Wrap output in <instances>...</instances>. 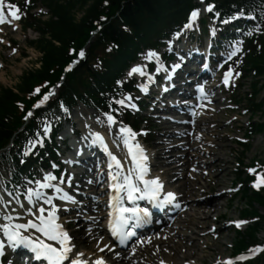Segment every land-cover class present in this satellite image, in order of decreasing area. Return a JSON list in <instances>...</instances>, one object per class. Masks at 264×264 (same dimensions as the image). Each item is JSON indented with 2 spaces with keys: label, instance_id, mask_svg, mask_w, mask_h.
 Returning a JSON list of instances; mask_svg holds the SVG:
<instances>
[{
  "label": "snow or ice",
  "instance_id": "6c2138e0",
  "mask_svg": "<svg viewBox=\"0 0 264 264\" xmlns=\"http://www.w3.org/2000/svg\"><path fill=\"white\" fill-rule=\"evenodd\" d=\"M27 2V0H26ZM108 0H105V4ZM208 12L214 10V5L209 4L205 9ZM200 14V9H193L189 15V22L186 23L183 28L173 34V39L168 42L169 50L173 47V41H178L183 32L193 27V22L196 21ZM243 14V10L237 13L236 17H229L222 21V23H229L232 19L239 18ZM219 13H217V16ZM6 17L11 19L20 18V8L17 4L11 3V0H0V23L6 22ZM107 17L101 16L97 21L98 29L103 27L102 22H106ZM259 30V26H256ZM127 30V29H125ZM95 33H93L94 35ZM213 31V35H214ZM248 32L247 35H251ZM240 43L237 41L233 50L229 55V59L236 55L240 49ZM111 49H109L110 51ZM15 51V50H14ZM85 50L81 49L79 52V59L72 62L67 71H71L72 68L85 58ZM153 58L159 59V53L149 50L147 53V59L152 60ZM181 67L180 63H176L172 66L173 71ZM207 67V65H205ZM159 71V69H158ZM139 73L144 75V69L140 66H134L128 73L131 77L133 74ZM232 73V69L229 68L224 74L225 86L229 83V76ZM239 75V73H235ZM170 78V77H166ZM61 77V82L64 80ZM121 81H117V84H121ZM55 87H60L56 85ZM199 91L203 95V86H198ZM142 91H147L145 86H141ZM167 91V89H164ZM40 89H36L39 92ZM54 90L47 92L41 100L34 105L35 108L41 107L45 104L49 97L53 96ZM131 96H126L123 99L115 101L121 107L136 108L135 104L128 103L131 101ZM61 108L67 111L61 104ZM115 111V110H113ZM106 117L107 125L111 129L116 123L114 115L109 112L104 114ZM32 116L30 111L25 119ZM99 122V118H98ZM50 130V125H45L43 135H47ZM146 134V133H144ZM137 133L133 132L130 127L120 126L116 130V136L119 137V142L127 149L128 157H130L131 167L125 169L122 161L114 155L112 151L108 149V143L106 142L104 135L99 131L91 132L89 137L86 139L90 140L91 145H98L105 150L108 156V177L110 180L109 189L114 193L109 199V207L112 211L109 212V223L108 227L111 235L117 238L120 244H124L129 240L130 237H134L136 232L135 228L141 227L144 224L150 222V209L148 207H140L136 204L138 200H147L153 207L163 209L166 205H174L179 207V204H175L176 196L173 192H164L163 196V184L158 177L146 178L149 173V167L147 164L148 156L141 145L136 141ZM113 143H116L114 140ZM43 141L37 138L33 141H29L26 146L23 155L27 157L34 148L42 146ZM79 154V153H77ZM25 160H20V163H25ZM52 168H56V164L51 165ZM250 172L254 169H249ZM59 180V183H55ZM73 182V176L61 174L59 177L51 172H47L41 179L29 180L27 184L34 185L26 187L24 192L20 195H15L12 192L8 193L11 199L4 201L3 197H0V205L3 206L5 212L0 216V234L3 235L4 240H0V255L3 254L5 241L8 245L15 248L17 246H23L29 249L33 254V258L38 261H46V264H87V261L83 259V253L74 252V245L72 244V237L69 232L66 231L62 223L58 222V212L60 211L55 200L65 202V204L78 203L75 197L66 191L63 185L66 183L69 188ZM264 185V175L257 174L254 187ZM126 198L129 204L132 206H125L123 200ZM13 202L18 206L19 211L16 207H10ZM65 211L68 209L65 208ZM20 220H26V222H18ZM239 226L242 222H236ZM38 234V235H37ZM107 247V245L105 246ZM103 249H101L102 251ZM260 247L257 246L250 251L254 254L260 251ZM94 264H105L103 258L97 259ZM224 264H232L231 260H226Z\"/></svg>",
  "mask_w": 264,
  "mask_h": 264
},
{
  "label": "trees",
  "instance_id": "16d2710c",
  "mask_svg": "<svg viewBox=\"0 0 264 264\" xmlns=\"http://www.w3.org/2000/svg\"><path fill=\"white\" fill-rule=\"evenodd\" d=\"M48 1L51 5L52 15L56 19L45 22V29L41 30L42 36L35 43V46L42 52L41 67L38 70L29 71L21 77V83L17 85L20 90L26 88L31 81L34 82L46 76L50 68L64 62L67 58L66 50L70 42L76 43L77 46L84 45L89 39L90 32L96 29L93 21L99 20V15L106 13L107 18L114 17V20L105 24L95 39V45L103 48L109 41L122 43L121 50H118L117 54L113 56L115 61H118L121 56L125 55L124 51H126L127 45L133 43L127 35L122 33L119 22L133 27L137 32L142 29L150 31L164 20L172 19L174 12L181 16L182 11L189 3V0H108L109 5L104 8L101 6L103 0H92V3L86 8L90 0H67L65 3L60 2V0ZM219 2L223 7L233 3L232 0H219ZM77 5L84 12L78 22L75 21L73 15ZM55 42L60 45L58 46ZM91 54L95 55L94 51L91 50ZM93 57V55L88 57V60L83 62L78 67L79 69L69 76L66 94L78 90L81 84L78 79L83 71L89 68ZM251 60L253 59L251 58ZM254 66L258 73L263 71L264 57L256 59ZM87 88H90L89 82H87ZM16 97L11 89L0 87V144L4 143L9 136L8 116L14 108L13 102ZM245 193L247 194V192ZM252 199L264 207V194L254 193ZM244 213L256 214V210L247 209ZM259 227L260 225L256 223L250 227L249 233L246 235L239 233L238 248H244L248 243L256 241ZM254 264H264V255Z\"/></svg>",
  "mask_w": 264,
  "mask_h": 264
},
{
  "label": "rangeland",
  "instance_id": "374dc122",
  "mask_svg": "<svg viewBox=\"0 0 264 264\" xmlns=\"http://www.w3.org/2000/svg\"><path fill=\"white\" fill-rule=\"evenodd\" d=\"M39 14V10L35 12V15ZM78 17L81 14H77ZM6 32H8V35L14 40L18 42V46L21 48V51L24 50L25 43L23 41V34H33L32 32H24L22 30L18 31H12L10 28L4 29ZM33 37V35H31ZM5 47V46H4ZM3 45H0V56L4 62V66L0 68V84L4 86H14L19 81V75L26 69H29L35 65L34 59L37 56V52L33 49H27L28 56L25 58L21 57L18 53L14 55H10L6 49H4ZM251 77H247L242 82L244 84L243 88L240 89L239 92H237L235 95H239L244 97V95L248 92L249 86L248 84L251 82ZM263 84V89L260 92L259 99H262L264 101V77H259L258 79ZM245 106V101L240 103L239 109L235 112H229L227 115L226 113H221L218 117L221 120L220 125H225L224 120L232 119L236 115H239V123L235 125L234 128L229 127L227 129V136L229 138V141L224 142L226 144V150L224 151V156L226 160L228 161V165L225 171V185L219 189L212 190V192L207 193L206 195L213 198L215 197L216 192H220L223 189H226L230 186V183L235 175V169L239 170V167L237 166V161H242L241 165L246 166L251 162L252 158L259 157L260 159H263L264 157V134L263 133H257L253 134L252 140L249 142V149L242 153L241 148L233 142V136H239L242 133L246 132L247 126L246 122L249 120V112H246L245 114H240L242 108ZM252 119L254 121H257V123H264V104L262 107V113L255 114ZM78 121V120H77ZM155 124V122L153 121ZM230 126V125H227ZM155 141V140H154ZM190 166V163L186 166V170H188V167ZM237 167V168H236ZM206 171V170H205ZM240 171H243V169H240ZM205 180L200 179L198 181V184H203ZM203 188L200 187V193H202ZM205 196V195H203ZM230 195H223L221 196L220 203L221 208L218 212H212L210 213L209 221L206 223L208 224L203 230H207L209 228V225L213 222V219L216 215L220 214L221 218L220 221L225 222L226 220L234 219L239 216L240 208L244 206L245 199H243L240 194H237L235 199L232 201V204L228 206L226 203L228 202ZM210 198V199H211ZM220 198V197H219ZM227 206H226V205ZM255 207L261 212V214H264V209L260 208L257 204H255ZM207 210V209H206ZM189 215H187L188 217ZM190 217V216H189ZM220 235L218 239L214 240L212 236H206L204 238V243L200 244V249L196 250V257L198 259L199 264H210L213 262L216 256L221 258L222 256L227 255L230 252V245L234 241V231L232 228L228 229H222L219 227ZM188 233V231H187ZM76 235V233H75ZM189 235V234H187ZM77 236V235H76ZM259 240L264 239V225L263 230L258 234ZM204 244L208 247L207 249H204ZM196 248H190L188 252H192V250H195ZM181 255V252L179 253ZM187 257H182L179 259V261L185 259Z\"/></svg>",
  "mask_w": 264,
  "mask_h": 264
},
{
  "label": "bare ground",
  "instance_id": "6f19581e",
  "mask_svg": "<svg viewBox=\"0 0 264 264\" xmlns=\"http://www.w3.org/2000/svg\"><path fill=\"white\" fill-rule=\"evenodd\" d=\"M205 128L207 136L202 139V142L208 144L209 148H201L198 149V151L201 152L203 156L207 157L206 161H203V158L198 155H192L190 157V159L197 160L198 168L204 167L207 170V174L203 176V179L205 180L202 187L203 192L200 193V186L194 181V183H192L190 180H185L183 184L184 189L182 194L183 196L188 195L187 203L189 204L188 208L191 213L190 218L183 217L181 219V228L185 233L188 231L187 234H189V237L186 239L185 234L177 232L173 236L159 239L161 243L173 240L175 242L173 251L178 254L181 252V255L185 257H195L196 250L200 247L198 235L208 225L206 223L209 221L210 213L218 212L221 208V198L214 197L212 199L205 198L200 200L199 196L204 195L206 191L211 192L212 190L219 189L225 185V171L228 165V161L223 154L226 150V144L224 142L228 141L225 134L226 127L217 124L216 129H210L208 126ZM212 135L213 138L211 137ZM157 148L158 151L165 148L164 142L159 141L157 143ZM174 160L179 161L176 158H174ZM79 240L87 241V239L83 237H79ZM191 247L196 249L192 250V252H188Z\"/></svg>",
  "mask_w": 264,
  "mask_h": 264
}]
</instances>
